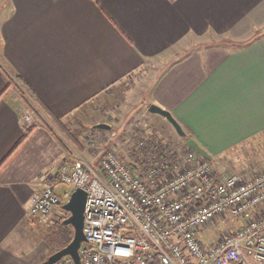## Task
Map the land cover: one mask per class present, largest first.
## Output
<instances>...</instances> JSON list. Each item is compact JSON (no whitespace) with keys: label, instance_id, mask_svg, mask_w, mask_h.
Instances as JSON below:
<instances>
[{"label":"crops","instance_id":"1","mask_svg":"<svg viewBox=\"0 0 264 264\" xmlns=\"http://www.w3.org/2000/svg\"><path fill=\"white\" fill-rule=\"evenodd\" d=\"M148 73L140 109L168 129L149 106L169 110L205 158L253 143L264 134V0H0V162L26 131L20 109L36 118L0 168V264H29L19 246L35 245L25 237L32 197L61 165L100 167L52 118L81 133L106 122L115 133L128 108L119 85L144 84ZM69 190L56 187L65 202Z\"/></svg>","mask_w":264,"mask_h":264},{"label":"built area","instance_id":"2","mask_svg":"<svg viewBox=\"0 0 264 264\" xmlns=\"http://www.w3.org/2000/svg\"><path fill=\"white\" fill-rule=\"evenodd\" d=\"M19 115L25 130L36 122L29 108ZM135 147V162L107 149L99 169L61 165L32 197L30 215L40 219L65 202L58 184L71 188L68 199L81 187L87 191L81 264H264V168L222 173L197 151L156 136H138ZM219 216L241 225L205 243L200 231ZM53 264L75 261L65 255Z\"/></svg>","mask_w":264,"mask_h":264},{"label":"rangeland","instance_id":"3","mask_svg":"<svg viewBox=\"0 0 264 264\" xmlns=\"http://www.w3.org/2000/svg\"><path fill=\"white\" fill-rule=\"evenodd\" d=\"M227 38L228 39L226 40L230 45H234L246 40L245 37ZM152 74L153 73L150 75L149 73L147 74V80L144 81V84H139L135 80H130L127 78L121 83V85H119L121 86V99H123L122 97L125 95L123 101L121 100L122 107L126 106L125 109L128 107L127 109L129 110L126 109V111L122 109V114L117 116L119 121L117 120V122L115 119V134L113 132L109 133L107 130L96 129L92 127L86 130L84 133H81V131L75 129L74 126L69 127L70 129L67 128L66 123L62 120V123H56V126L60 128L62 131L61 133L70 141L73 142L79 138L80 144L77 145L76 143V146L81 148L84 146L91 150V155L93 156L92 161L95 162L97 160L99 162L103 153L107 149H114L126 162H135V159H130L126 150H129V153L131 151L130 149L135 150V144L138 136H156L159 139H162V141L165 140L170 142V144H172L176 149H180L181 151H189L190 149L183 145V143H185V138L181 137L177 131L173 129L174 126L171 123L168 129L167 125H162L159 123L160 121L151 120L152 118H149V114L146 113L145 109H140L143 104L140 106L139 102L142 99V95L146 94V91L148 90L149 79ZM154 78L155 76L153 79ZM135 83L138 85L136 93L135 91H132V88L134 89V87H137L135 86ZM143 91L144 94H142ZM132 108L133 110H131ZM150 123L154 125V130H151L150 132H144ZM62 124L65 126V128H67L66 130L60 126ZM158 127L159 129L157 130ZM127 128H139L138 130L141 131L135 132V130H133V132L128 131V133H126ZM122 130L124 131L123 135ZM92 136H94V138L96 137L95 141L92 140ZM134 136L135 141L133 142ZM188 137L190 136L188 135ZM212 161L215 168L222 173H251L262 170L264 168V134L256 138L251 144H241L239 148L228 151L224 154L223 159L217 158ZM61 210L62 209L60 208L58 215L51 212L40 219H33V225L31 226V229L26 231L27 233L25 234V237H27L35 245L26 244L23 248L22 244L19 246L21 250L19 252V255H21V260L25 259L26 263L28 260L29 264H38L40 259H46L50 253L61 248L62 232L60 224L58 223V220H60L64 213V210ZM240 225L241 221L236 217L219 216L215 221L209 223L205 229H202L199 235L205 243H211L219 240L225 233L235 231ZM24 239L25 238H23V240ZM23 240L21 241L23 242ZM37 244L38 246H36Z\"/></svg>","mask_w":264,"mask_h":264},{"label":"water","instance_id":"4","mask_svg":"<svg viewBox=\"0 0 264 264\" xmlns=\"http://www.w3.org/2000/svg\"><path fill=\"white\" fill-rule=\"evenodd\" d=\"M149 111L157 113L169 120L174 126L177 133L185 138V144L192 147L199 154L211 158V156L204 150L193 138L188 137L187 132L179 121L173 116V114L157 104H151ZM98 129H111V124L106 122H100L95 124ZM87 199V191L84 188L78 187L73 190L70 198L63 204V209L68 212L66 218L63 219V223L71 225L74 229V236L72 240L65 246L51 253L46 259L39 264H53L65 255H71L75 261V264H81V256L79 249L82 243L87 241L83 227H84V210Z\"/></svg>","mask_w":264,"mask_h":264},{"label":"trees","instance_id":"5","mask_svg":"<svg viewBox=\"0 0 264 264\" xmlns=\"http://www.w3.org/2000/svg\"><path fill=\"white\" fill-rule=\"evenodd\" d=\"M52 119L55 120L57 122V124L58 123L59 124L62 123V121L59 118L53 117ZM35 125L36 124H34L30 129L26 130L23 133V135L20 137V139L15 143V145L13 146V148L9 151V153L1 160V162H0V168L9 159V157L21 146V144L29 137V135L32 133L33 129L35 128ZM60 126L63 127L65 130L67 129V128H65V126L63 124L60 125ZM183 145L186 148L190 149V150H194L192 147L186 145L185 143H183ZM64 212H65L64 215L60 218V220H58V223L60 224L61 232H62V239H61V246L60 247H63L65 245H67L72 240V238L74 236V229H73V227L71 225H66V224H64L62 222L63 219L66 218L67 215H68V212L67 211H64Z\"/></svg>","mask_w":264,"mask_h":264}]
</instances>
